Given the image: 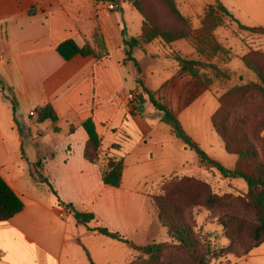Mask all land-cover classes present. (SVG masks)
<instances>
[{"label": "crops", "instance_id": "0c3cea01", "mask_svg": "<svg viewBox=\"0 0 264 264\" xmlns=\"http://www.w3.org/2000/svg\"><path fill=\"white\" fill-rule=\"evenodd\" d=\"M174 1L181 13L194 22L198 19L195 12H202L216 0ZM218 1L240 23L258 26L248 21L255 20L252 17L257 14L250 13L239 0ZM109 2L114 1L100 5L98 0H0V176L23 202L18 214L0 222V234L13 233L21 238L35 264H74V258L82 253L87 264H113V250L124 253V259L117 264H129L130 244L88 228L83 233H69L67 222L60 221V209L71 204L79 211L92 212L97 223L92 221L90 227H107L136 244L151 196L158 194L171 178L188 175L180 172L194 160L190 152L193 150L186 148L171 125L161 120L144 88L157 92L178 119L180 112L202 100L209 91L218 100L211 117L219 107L221 95L215 86L198 85L193 77L180 71L174 53L192 58L174 47L182 40L192 47L186 39L170 44L156 39L134 50L133 57L141 63L142 71L147 65L171 70L158 87L147 85V75L138 74L132 61L125 60L122 31L128 33L129 27L120 15L124 7L114 2L115 10L104 15L102 8ZM96 33L98 43L94 40ZM68 39L80 46L89 43L99 56L64 60L57 46ZM150 46L154 47L152 51L148 50ZM136 53L144 56L138 61ZM128 65L131 72L127 75L124 68ZM138 79L143 80V87ZM8 97L17 102V111L10 117ZM46 104L58 115V130L50 120L37 122L36 109ZM31 112L36 115L30 116ZM88 118L94 121L102 139V152L127 136L118 151L124 159L118 187L106 185L99 166L84 157L88 136L82 122ZM186 132L199 144L191 131ZM25 134L32 141L26 147ZM237 159L226 158L228 163L223 165L232 169ZM196 163L204 165L200 158ZM49 184L62 206L53 198ZM69 213L71 208L64 217ZM56 220L64 226L56 228L52 223ZM65 249L67 261L61 254ZM0 264L11 263L0 255ZM219 264H264V242L241 258L226 256Z\"/></svg>", "mask_w": 264, "mask_h": 264}, {"label": "trees", "instance_id": "16d2710c", "mask_svg": "<svg viewBox=\"0 0 264 264\" xmlns=\"http://www.w3.org/2000/svg\"><path fill=\"white\" fill-rule=\"evenodd\" d=\"M130 2L142 17L141 33L138 37L129 36L123 29L122 38L126 55L125 60L132 61L138 74H141L142 70L137 60L133 57L135 49L143 48L144 45L156 39L170 44L180 39L194 37L193 29L190 27L187 18L180 12L174 0H130ZM154 4L164 7L168 15L172 18V21L169 23L158 22L152 11ZM215 11L232 18L240 29L250 32L264 31V27L262 26L250 27L240 23L220 1L216 0L215 5L213 4L207 7V13L203 19V30L196 39V51L204 59H209L207 57L210 55L206 52L204 47H202V43L210 45L212 42L216 51H222L224 49L213 40L211 35L212 30L219 25L220 21L217 17L212 16ZM94 40L98 43V33L95 34ZM215 50L214 52H216ZM57 52L66 61L75 56H99L89 43L80 46L73 39L61 42L57 46ZM262 56L263 55L259 53H255V56L252 58L247 55L242 57V61L245 63L246 67L257 75L258 81L256 83L250 82L245 85L236 86L223 96H220L219 107L211 117L213 128L223 141L225 150L238 157L236 165L232 169L225 167L219 161L209 157L200 145L186 132L169 104L161 100L157 92L144 88L146 97L161 114V120L171 125L175 135L182 140L185 147L195 151L204 165H211L222 177L242 179L246 183L245 192H230L221 196L220 194L208 190L209 182L202 181L194 176L184 175L171 178V181L166 183V186L163 185L158 194L152 195L150 198V202L156 211L157 219L162 226L167 229L171 240L152 242L146 245L134 244L121 233L112 231L104 226L90 227L89 224L95 220L94 213L79 211L72 207L71 204L66 205L67 208H71V212L76 220L86 225L89 230L98 231L104 236L130 244L133 250L148 256V264H172V259L165 254L171 247L175 248L181 260L188 264H207L211 257L210 253L215 250L213 251L211 246L206 244L204 239L199 237L195 232L189 214H186L185 207H183L180 202L184 196L186 197L188 195L190 197L189 205L208 208H220L224 206L230 210L223 216V219L220 220V225L224 231H226V238L229 241L239 239L241 226L246 221L244 219L245 216L242 215L240 211L245 213V211L249 210L254 217V221L246 219L251 226L250 233L254 240V244L248 253L253 248L262 244L264 242V152L260 157L254 142L239 130L229 125V113L223 106L224 96L234 93L245 95L250 91H255L264 99V64L259 62ZM174 57L179 63L181 73L193 77L204 87L210 84L208 81L204 80L200 74L199 68L203 65L202 60L187 59L182 57L179 53H174ZM137 82L139 86L143 87L142 79H138ZM14 103L13 108H15ZM36 113L37 122L50 120L54 124V129L58 130L57 122L59 118L50 104L37 108ZM16 123L18 125V122ZM82 127L88 136L84 150L85 159L99 166L102 180L106 185L113 187L120 186L124 159L123 156L118 154V151L121 150V143L127 136L113 143L109 151L102 152L100 150L102 139L97 133L94 121L88 118L82 122ZM19 131L21 132L20 127ZM262 140L264 147V136ZM39 177H41V175H39ZM172 184L174 190L168 191L167 187ZM49 185L57 204L62 206L63 202L60 200L57 192L51 184ZM179 197L180 199H178ZM235 201L240 203L238 207L234 204ZM22 209V200L0 176V222L11 219Z\"/></svg>", "mask_w": 264, "mask_h": 264}, {"label": "rangeland", "instance_id": "374dc122", "mask_svg": "<svg viewBox=\"0 0 264 264\" xmlns=\"http://www.w3.org/2000/svg\"><path fill=\"white\" fill-rule=\"evenodd\" d=\"M105 1L108 0H98L100 5ZM111 1H114L124 7L123 12L120 10V15L121 17L124 16L126 19L129 27L128 35L134 36L139 34L142 17L134 9L130 0ZM239 1L247 7L250 13L257 14L255 17H252L255 20H248L249 23L252 25L264 26V0ZM215 4L216 1L214 5ZM254 4L256 7H254ZM152 11L154 12L158 22L169 23L172 21V18L168 15V12L164 7L154 4ZM206 11L207 7L202 12H195L197 13L196 16L199 21L197 19L196 21L191 22L190 19L186 17L190 27L194 31V37L186 40L189 41L193 48L195 47L196 39L203 30V19L207 13ZM111 13L112 12L109 14L104 13V15H110ZM212 16H215L218 20H220L219 25L212 30L211 35L213 40L224 48L222 51H216L212 42L210 45L202 43V47H204L206 52L210 55L207 57L209 59H204L200 55L199 57L198 55L196 56L197 53H195L194 49L184 40L180 41L174 49L182 50L183 53H187L192 59H196V57H198L199 60H202L203 65L199 68L200 74L204 80L215 86L218 93L223 96L236 86L245 85L250 82L256 83L258 81L257 75L246 67L245 63L242 61V57L247 55L252 58L255 56V53H259L264 56V31L250 32L240 29L232 18L219 13L218 11L213 12ZM153 49L154 47L152 46L148 48L149 51H152ZM214 50L216 52H214ZM136 56L139 61L144 54L140 55L136 53ZM263 56L259 61L262 64H264ZM138 64L139 66L141 65V63ZM124 69V72L128 75V73L131 72V65L126 66ZM142 73L147 75V78L145 79L147 85L151 87H158L164 81L163 79L171 75V70H163L157 65H147ZM198 85L201 84L198 82ZM6 102L8 115L10 117V114L12 115L13 111H17V102L14 97H8ZM13 103L15 104V108H13ZM217 106L218 100L216 98V94L209 91L206 95H204L202 100L196 101L191 106L180 112L179 119L183 123L186 130L191 131L195 137H197L198 140H196L208 156L215 160L219 159L223 161L220 163L226 164L228 163L226 158H230L234 161L236 156L225 150L222 140L213 130L210 117ZM223 106L229 113V125L232 128L239 130L252 140L258 154L261 157L264 152L262 140L264 136V99L261 98L255 91H250L245 95L234 93L224 96ZM31 142L30 136L25 134L24 147L31 145ZM190 152L192 156H194V160L190 161V166L185 170H182L180 172L181 174L192 175L199 177L202 181L204 180L209 182L208 190L210 192L220 194L221 196L230 192L243 193L246 191V183L242 179L224 178L211 165H203L200 167L198 163H196L199 156L195 151ZM167 188L168 191L174 190L173 184ZM178 199H180V197ZM189 199L190 197L187 195L186 197L184 196L180 202L183 207H185L184 209L186 214H189L192 225H194L195 232L199 237L204 239L206 244L211 246L213 251L215 250L212 252L213 254L210 253L211 257L207 264H219L225 255L236 260L248 253L254 244V240L252 239L250 233L251 226L247 222V219L249 221H254V217L249 210L245 211V213L240 211V213L245 216L244 219L246 221L241 226L239 239L229 241L226 238V231H224L220 225V220L223 219V216L230 210L224 206L220 208L192 206L189 205ZM150 204L147 206L146 212H144L145 214L142 220V226L138 235L139 238L135 240L137 245H146L152 242L171 240L167 229L158 221L156 211L153 205ZM234 204L237 207L240 205L237 201H235ZM95 220L93 224L97 223ZM60 221L67 222L66 230L69 233H83L87 228L86 225H83L82 223L80 224L76 220L73 213H69L68 216L60 218ZM52 223L56 228H58L60 224H62V227L64 226V223H59L57 220ZM98 246H100L104 252L108 249L103 248L102 245ZM0 249H2L0 255L2 256L3 261L11 264H35L33 256L29 252L25 242L22 241L21 238L15 237L13 233L0 234ZM66 250L67 249H65L64 252H61V254L65 253ZM132 250L133 249L129 250V264H148V256ZM165 254L167 257L172 259V264H188L181 260L175 248H169ZM110 257L114 261L113 264H117L116 261L124 259V253L121 250H113ZM68 258L69 257L63 254L62 259L64 261H67ZM74 260V262L72 260L74 264H87V258L84 253L80 254V256H76Z\"/></svg>", "mask_w": 264, "mask_h": 264}, {"label": "built area", "instance_id": "2783aa9c", "mask_svg": "<svg viewBox=\"0 0 264 264\" xmlns=\"http://www.w3.org/2000/svg\"><path fill=\"white\" fill-rule=\"evenodd\" d=\"M116 6L113 2H109V3H106L103 10H104V13L105 14H109L110 12H112L113 10H115ZM36 115L35 112H31L30 113V116H34ZM67 211V208H62L61 212L59 213V215L61 217H64L65 216V212Z\"/></svg>", "mask_w": 264, "mask_h": 264}]
</instances>
